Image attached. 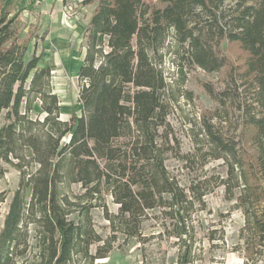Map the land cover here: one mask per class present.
Returning <instances> with one entry per match:
<instances>
[{"label": "trees", "instance_id": "obj_1", "mask_svg": "<svg viewBox=\"0 0 264 264\" xmlns=\"http://www.w3.org/2000/svg\"><path fill=\"white\" fill-rule=\"evenodd\" d=\"M225 1L96 0L81 42L80 112L67 120L49 85L51 66L28 55L30 34L11 14L12 0L4 1L0 164L16 169L18 182L0 228V264H93L108 256L118 234L144 240L142 225L154 210L176 238L174 264L191 262L190 210L205 192L180 186L165 165L174 147L168 114L178 96L165 71L169 53L179 84L190 66L222 75L219 88L201 83L216 107L201 112L199 130L212 157L225 163L222 184L245 218L240 233L247 257L264 256V0ZM220 43L237 55L226 57ZM232 114L236 136L228 134ZM98 208L108 222L106 238L92 221Z\"/></svg>", "mask_w": 264, "mask_h": 264}, {"label": "rangeland", "instance_id": "obj_2", "mask_svg": "<svg viewBox=\"0 0 264 264\" xmlns=\"http://www.w3.org/2000/svg\"><path fill=\"white\" fill-rule=\"evenodd\" d=\"M5 0H0V8ZM152 1V0H148ZM234 0H226L225 3ZM96 0L83 4L82 0H12L11 14L18 15L24 25V33L30 34L29 52L39 54V66H51L49 85L57 92L60 103V118L69 119L71 113L78 115L77 71L82 61L81 42L85 26L91 16ZM207 39L208 36H205ZM214 43V41H211ZM167 45L175 48L171 34ZM219 51L226 57L234 58L237 50L234 46L219 44ZM183 83L179 84L176 74L175 57L167 55L165 71L173 92L178 95L172 102L168 123L171 130L172 151L167 155L165 165L170 175H174L180 186L187 189L191 184L205 192L201 202H193L190 210L194 244L191 247L189 264H264V256L252 254L247 257L240 229L245 218L235 200H227L222 180L225 163L214 159L210 154L211 146L207 137L200 133L201 112L212 110L216 103L210 99L201 83L207 81L214 87L222 86V75L208 73L201 68L188 67ZM182 91L183 95L178 94ZM38 106L34 108L37 112ZM235 115L229 119L228 134L236 136ZM174 137V138H173ZM210 149V150H209ZM202 154V155H201ZM201 155V156H199ZM189 157L186 163L181 157ZM18 182V171L9 164H0V193L4 201L0 202V228L12 191ZM72 192L81 193L78 184H71ZM109 212L117 210L110 195L105 197ZM158 215V216H157ZM95 229L103 238L109 237L108 222L104 220L100 208L91 211ZM162 222H165L166 228ZM171 226L160 214V210L149 213L142 225V241L135 238L125 239L117 235L107 257L95 259L93 264H174L178 253L176 238L169 237ZM160 232V233H159ZM159 233V235H156ZM102 244V243H101ZM98 244H91L89 251L95 253Z\"/></svg>", "mask_w": 264, "mask_h": 264}]
</instances>
